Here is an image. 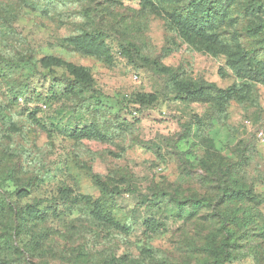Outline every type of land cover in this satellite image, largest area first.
I'll return each instance as SVG.
<instances>
[{"label":"rangeland","instance_id":"rangeland-1","mask_svg":"<svg viewBox=\"0 0 264 264\" xmlns=\"http://www.w3.org/2000/svg\"><path fill=\"white\" fill-rule=\"evenodd\" d=\"M0 264H264V0H0Z\"/></svg>","mask_w":264,"mask_h":264},{"label":"trees","instance_id":"trees-1","mask_svg":"<svg viewBox=\"0 0 264 264\" xmlns=\"http://www.w3.org/2000/svg\"><path fill=\"white\" fill-rule=\"evenodd\" d=\"M148 3V1H146ZM191 8L190 9H193L195 10V8H193L194 6L193 5H189ZM203 13L204 14H211V10L208 6H206L204 9H203ZM137 49L138 50V47L137 46H134L131 51L134 52V50ZM70 67V66H69ZM71 69H75V66L74 65H71L70 67ZM74 71V70H72ZM103 211V210H102ZM192 212V211H190ZM226 220H228V218L225 216V214L221 217V229L223 230L224 234H225V237L220 241V244H218V241H217V237L215 236L214 237V240L210 241V244L212 245V251H213V255L214 257L216 258V260H219V261H222L224 260V256L225 258H228V254H227V245H226V238L228 236H230L232 234V231L230 229L227 228L226 226ZM217 238V239H216ZM226 245V246H225ZM226 260V259H225Z\"/></svg>","mask_w":264,"mask_h":264}]
</instances>
